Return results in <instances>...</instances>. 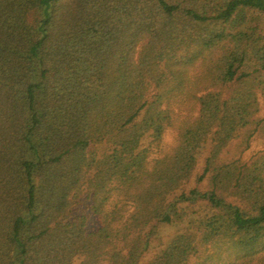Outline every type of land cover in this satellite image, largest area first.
I'll return each instance as SVG.
<instances>
[{"label":"trees","instance_id":"trees-1","mask_svg":"<svg viewBox=\"0 0 264 264\" xmlns=\"http://www.w3.org/2000/svg\"><path fill=\"white\" fill-rule=\"evenodd\" d=\"M258 135L264 0H0V264H264Z\"/></svg>","mask_w":264,"mask_h":264},{"label":"rangeland","instance_id":"rangeland-1","mask_svg":"<svg viewBox=\"0 0 264 264\" xmlns=\"http://www.w3.org/2000/svg\"><path fill=\"white\" fill-rule=\"evenodd\" d=\"M226 153L231 156L234 154L235 146L232 144L226 149ZM264 151V136L258 135L253 143L251 144L250 148L243 154V158L247 160L248 158L252 159L253 156H257ZM254 158V157H253ZM203 162V159L200 160V163ZM94 222V221H93ZM180 230L179 226H164L161 229V235L168 238H171Z\"/></svg>","mask_w":264,"mask_h":264}]
</instances>
